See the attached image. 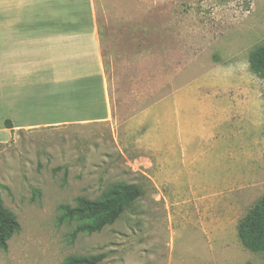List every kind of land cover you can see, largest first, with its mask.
<instances>
[{"label": "rangeland", "instance_id": "rangeland-1", "mask_svg": "<svg viewBox=\"0 0 264 264\" xmlns=\"http://www.w3.org/2000/svg\"><path fill=\"white\" fill-rule=\"evenodd\" d=\"M49 2L76 19L87 5ZM89 4L104 101L96 89L86 123L0 134V200L20 226L0 264H263L236 227L264 195V80L248 67L264 0ZM119 183L141 196L113 225L74 236L87 222L63 208Z\"/></svg>", "mask_w": 264, "mask_h": 264}, {"label": "crops", "instance_id": "crops-1", "mask_svg": "<svg viewBox=\"0 0 264 264\" xmlns=\"http://www.w3.org/2000/svg\"><path fill=\"white\" fill-rule=\"evenodd\" d=\"M85 7L76 19V8L68 11L49 0H0L2 138L94 120L87 115L96 105V89L104 101L105 74L89 0ZM66 115L71 117L59 119Z\"/></svg>", "mask_w": 264, "mask_h": 264}, {"label": "trees", "instance_id": "trees-1", "mask_svg": "<svg viewBox=\"0 0 264 264\" xmlns=\"http://www.w3.org/2000/svg\"><path fill=\"white\" fill-rule=\"evenodd\" d=\"M248 67L252 74L264 80V45L258 46L248 56ZM10 129L9 122L5 123ZM141 196V190L133 185L119 183L107 189L99 199H78L75 208L64 207L63 218H75L87 223L78 232L97 233L104 227L113 225ZM16 216L0 200V249L6 250L8 240L19 230ZM236 236L242 247L263 256L264 264V195L238 222ZM104 255L70 258L67 264H99Z\"/></svg>", "mask_w": 264, "mask_h": 264}]
</instances>
